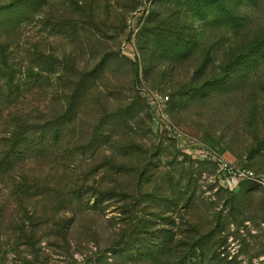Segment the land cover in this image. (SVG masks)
<instances>
[{
  "label": "rangeland",
  "instance_id": "1",
  "mask_svg": "<svg viewBox=\"0 0 264 264\" xmlns=\"http://www.w3.org/2000/svg\"><path fill=\"white\" fill-rule=\"evenodd\" d=\"M214 7L201 0H0V117L40 114L47 139L48 131H62L42 154L47 159L19 168L39 183L27 193L34 196L29 211L56 213L71 227L78 264L98 252L97 242L102 250L111 244L119 222L126 235L138 228L141 251L178 231L188 244L186 264H264V185L219 170L227 160L264 179V0H242L228 24L206 14ZM242 47L248 56L224 74L222 55ZM161 96L169 97L164 118L154 109ZM83 180L90 192L80 200L55 186ZM115 182L127 199L92 211ZM15 200L16 190L0 184L2 251L19 243L9 220L19 211ZM34 227L48 264H66V255L46 245L59 242L44 240L50 227ZM178 260L167 255L161 264Z\"/></svg>",
  "mask_w": 264,
  "mask_h": 264
},
{
  "label": "trees",
  "instance_id": "2",
  "mask_svg": "<svg viewBox=\"0 0 264 264\" xmlns=\"http://www.w3.org/2000/svg\"><path fill=\"white\" fill-rule=\"evenodd\" d=\"M206 6L215 5L214 10L208 11L206 14L208 16H213L218 24L223 22L224 24L233 23L235 21L234 9L236 6L241 4L242 0H201ZM261 42H255L252 46H256ZM264 43V42H263ZM263 46V45H262ZM247 49L243 47L241 49L232 50L230 53L222 55V72L225 74L228 72L232 64L238 60V58L246 57L244 54ZM191 53L184 56L189 57ZM238 57V58H236ZM233 77H229L230 79ZM178 93L174 95L177 96ZM18 115L8 114V116L2 118L0 117V122L2 123L3 129L0 130V184H7L10 189L16 190V196L19 200H15L14 203L18 206L19 211L14 213L13 216L9 218L11 220V229L14 234H17L16 239L18 244L11 247L10 250L2 251L0 248V264L7 263L8 253H12L13 264H48L50 253H46L45 250L40 246L41 239L43 236H39L38 229L35 226L36 222H43L45 227H50V231L45 236L44 240L55 237L59 242H51L47 240L48 246L52 251V254L59 256L66 255L68 257V262L66 264H78L73 258V253H71V237L70 231L71 227L64 226L61 224L60 216L56 213L50 215H40L38 218L35 216L34 206L33 212L29 211L28 206L31 205V201L34 196L28 195L27 193L38 186V182L32 175L25 177L21 174V168H19V163H34L37 159H47L48 156L42 155L46 150L53 147L59 140V134L62 131L53 130L48 131L50 138L47 139L44 135L46 127L42 124L43 116L37 114L35 116L29 114ZM62 119V117H61ZM60 119V120H61ZM54 155H49L53 157ZM55 161H60L62 159L54 157ZM58 164V163H57ZM57 166V165H56ZM20 174V176L16 175ZM19 178L23 185H15ZM88 182L81 181H65V183H57L56 187L68 188L71 193L78 196L80 200L83 195L90 192L88 187ZM139 183L135 184V192L139 193ZM55 187V188H56ZM112 192H108L105 196L97 199V206L91 209L94 212H101L100 210L104 207H98V205L105 204L108 201H119L122 199L124 201L127 199L123 196L121 192V184L115 182ZM151 195V194H149ZM129 199V197H128ZM137 205V203H135ZM75 215L69 222H75ZM30 225L26 227V225ZM118 226V227H117ZM114 228V232L111 233L110 245L104 248H100L99 242L95 245L98 252L92 257L85 256L82 258V264H124L130 260L132 264H161L163 262L164 256L178 257L177 264H186L189 258V254L186 252L188 244L180 242L177 240L178 236H182V233L167 232L170 233V238L168 240L162 241V243L157 244V241L151 239L149 244L146 245L145 251H141L139 240L136 238V229L133 226L132 231L129 235H126L128 231H123L120 222ZM53 232V233H52ZM135 235V236H134ZM163 240V238H160ZM199 243V242H198ZM198 243L192 246L193 250H197ZM126 251H130V256L122 258ZM110 254V256H108ZM187 255V256H186ZM67 261V259H66Z\"/></svg>",
  "mask_w": 264,
  "mask_h": 264
},
{
  "label": "built area",
  "instance_id": "3",
  "mask_svg": "<svg viewBox=\"0 0 264 264\" xmlns=\"http://www.w3.org/2000/svg\"><path fill=\"white\" fill-rule=\"evenodd\" d=\"M169 100V97L161 96L159 103L155 104L154 109L158 118H164L163 104ZM219 170L223 173L225 178L228 179H247L255 181L261 185H264V179L256 175L252 170L248 168H240L234 166L227 160H221L219 162Z\"/></svg>",
  "mask_w": 264,
  "mask_h": 264
}]
</instances>
